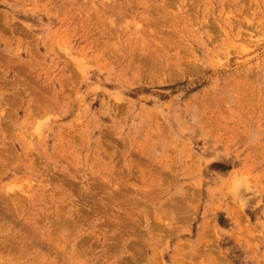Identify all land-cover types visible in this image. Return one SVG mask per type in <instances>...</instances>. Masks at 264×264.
Returning a JSON list of instances; mask_svg holds the SVG:
<instances>
[{"label":"rangeland","instance_id":"1","mask_svg":"<svg viewBox=\"0 0 264 264\" xmlns=\"http://www.w3.org/2000/svg\"><path fill=\"white\" fill-rule=\"evenodd\" d=\"M0 264H264V0H0Z\"/></svg>","mask_w":264,"mask_h":264}]
</instances>
